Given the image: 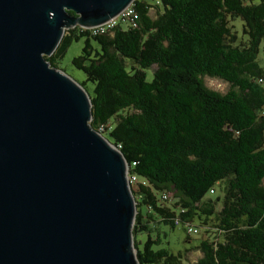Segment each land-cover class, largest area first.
I'll list each match as a JSON object with an SVG mask.
<instances>
[{
  "label": "trees",
  "instance_id": "trees-1",
  "mask_svg": "<svg viewBox=\"0 0 264 264\" xmlns=\"http://www.w3.org/2000/svg\"><path fill=\"white\" fill-rule=\"evenodd\" d=\"M134 6L135 28L121 23L98 36L68 29L46 61L59 70L72 44L85 39L72 64L86 75L80 85L92 102L90 126H104L101 134L138 178L131 190L139 264H185L182 252L163 247L167 233L160 235L179 225L186 233L205 229L194 264H264V0ZM205 77L230 90L208 88ZM163 193L176 203H161Z\"/></svg>",
  "mask_w": 264,
  "mask_h": 264
},
{
  "label": "water",
  "instance_id": "water-1",
  "mask_svg": "<svg viewBox=\"0 0 264 264\" xmlns=\"http://www.w3.org/2000/svg\"><path fill=\"white\" fill-rule=\"evenodd\" d=\"M135 1L0 0V264H139L129 164L46 61Z\"/></svg>",
  "mask_w": 264,
  "mask_h": 264
},
{
  "label": "rangeland",
  "instance_id": "rangeland-1",
  "mask_svg": "<svg viewBox=\"0 0 264 264\" xmlns=\"http://www.w3.org/2000/svg\"><path fill=\"white\" fill-rule=\"evenodd\" d=\"M150 4H156L159 0H146ZM152 16H156V10H152ZM121 24V23H120ZM232 24L236 25L237 30L241 34V24L239 22H233ZM122 27L126 28L127 25L122 23ZM85 45V39L82 38L78 42L72 44V46L68 49L65 56L58 62L59 70L64 72L67 76L72 78L79 84H83L86 81V75L76 69L72 61L75 57L79 56L82 52V49ZM97 47L96 45H94ZM148 81L153 80V70L149 69L146 71ZM205 84L208 88L218 91L220 93H226L230 90V84L219 79V78H212V77H205L204 78ZM86 88L90 93H92L94 85L92 83H86ZM172 196V194H171ZM220 198H223V191H218L217 195ZM216 196H213L215 198ZM209 197V196H207ZM164 203V202H161ZM176 203V200L172 199L165 204L168 206H173ZM198 223H194L196 225ZM199 233L190 236V240H187V233L182 225L176 227V229L169 231L168 228L160 229V235H163L166 232V236L162 237L163 247L170 249L173 253L182 252L184 254V261L185 264H194L199 257L201 256L200 252L195 249V247L199 244L200 241L206 238L205 229L199 228ZM139 239L145 241V235H139ZM188 250V251H186ZM134 254H136V250H134Z\"/></svg>",
  "mask_w": 264,
  "mask_h": 264
},
{
  "label": "built area",
  "instance_id": "built-area-1",
  "mask_svg": "<svg viewBox=\"0 0 264 264\" xmlns=\"http://www.w3.org/2000/svg\"><path fill=\"white\" fill-rule=\"evenodd\" d=\"M139 21V15L135 9L134 4L127 7L117 18L112 19L109 21V29H100L99 26L92 27L89 29L82 28L84 30H89L90 33L94 36L103 35L111 31L112 29L116 28L118 24L125 23L129 28H135L137 26V23ZM104 130V126L100 127L99 132L101 133ZM128 179L131 184H136L138 182V178L136 176H130L128 174ZM213 193V191L211 192ZM171 199V195L163 193L160 195V200L165 202L169 201ZM187 233L189 235H194L199 233L198 229H196L193 226L187 227Z\"/></svg>",
  "mask_w": 264,
  "mask_h": 264
},
{
  "label": "bare ground",
  "instance_id": "bare-ground-1",
  "mask_svg": "<svg viewBox=\"0 0 264 264\" xmlns=\"http://www.w3.org/2000/svg\"><path fill=\"white\" fill-rule=\"evenodd\" d=\"M105 26H109V21L107 23L103 24V25H100L99 28L103 29Z\"/></svg>",
  "mask_w": 264,
  "mask_h": 264
}]
</instances>
